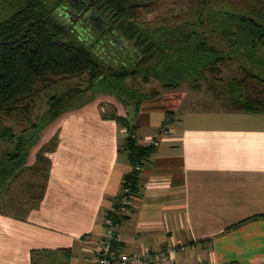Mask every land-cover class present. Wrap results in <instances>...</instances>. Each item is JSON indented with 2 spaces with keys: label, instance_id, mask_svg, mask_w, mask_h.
Segmentation results:
<instances>
[{
  "label": "crops",
  "instance_id": "obj_1",
  "mask_svg": "<svg viewBox=\"0 0 264 264\" xmlns=\"http://www.w3.org/2000/svg\"><path fill=\"white\" fill-rule=\"evenodd\" d=\"M185 96L161 90L140 102L137 139L157 144L141 168L140 194L116 226L121 246L140 252L180 243L177 264H264V120L176 122L182 111L194 113ZM124 132L97 109L65 113L57 146L45 153L41 198L22 214L0 212V264H29L32 249L67 247L69 264L89 263L131 169L118 152Z\"/></svg>",
  "mask_w": 264,
  "mask_h": 264
},
{
  "label": "trees",
  "instance_id": "obj_2",
  "mask_svg": "<svg viewBox=\"0 0 264 264\" xmlns=\"http://www.w3.org/2000/svg\"><path fill=\"white\" fill-rule=\"evenodd\" d=\"M62 1L0 0V6L8 9L0 18V118L11 114L29 118L36 100L46 97L44 111L30 123L31 129L39 124L47 128L46 135L55 128L50 140H42L33 153V170L46 179L50 159L45 153L57 146L60 120L72 110L70 105L77 98L95 84H102L118 92L122 106L132 101L131 112L113 107L102 114L125 130L118 152L125 155L131 167L111 198L112 208L104 214V226L108 225L105 220L117 226L128 216L121 210L130 207L131 211V206L122 205L121 200L125 197L132 204L139 196L141 168L156 150V145L138 141L134 118L140 102L160 91L138 94L128 81L141 77L148 82L153 76L163 90H169L178 88L185 79L204 80L225 109L264 113V0H235L232 7L222 5L224 0H188L196 5L192 20L176 19L174 26L153 27L140 23L141 12L163 0H82L84 9L106 21L107 32L133 44L137 57L129 65L118 67L103 65L91 47L74 36L72 28L57 13ZM66 1L72 4L71 0ZM74 6L78 9V5ZM211 33L227 46L219 48L212 44ZM232 61L238 63L242 75L220 77L221 66ZM79 78L85 84L78 82L61 88ZM171 113L166 111L163 129L169 124ZM3 134L12 136L9 132ZM22 135L17 136L14 150L24 143ZM18 154L14 151L7 159ZM7 171L0 162V185L10 177ZM44 188L43 183L38 200ZM71 254L70 247L32 249L29 264H69Z\"/></svg>",
  "mask_w": 264,
  "mask_h": 264
},
{
  "label": "rangeland",
  "instance_id": "obj_3",
  "mask_svg": "<svg viewBox=\"0 0 264 264\" xmlns=\"http://www.w3.org/2000/svg\"><path fill=\"white\" fill-rule=\"evenodd\" d=\"M234 2L235 0H224L221 4L232 7V3L233 6L235 4ZM72 4H68L66 0L62 1L57 13H60L62 21L72 28L71 31L74 36L91 47V51L103 65H111L112 67H118L121 64L129 65V61L137 57L136 50L131 42L124 39L119 40L117 36L106 31L107 25L103 18L88 12L87 9H77ZM195 9L196 5L188 0H163L158 5L153 4L142 10L140 23L149 27L160 24L174 26L176 19L192 20V13ZM7 10L0 6V18L4 16ZM209 40L219 48L227 46L214 33L210 34ZM221 69L219 76L224 79L238 78L242 75L236 61L226 63L221 66ZM78 82L85 84L83 78H79L70 80L61 88ZM128 84L138 94L148 93L153 89L163 90L161 82L153 76L149 78L148 82H144L141 77H138L134 81L129 80ZM260 88L262 87L260 86ZM176 89L186 93L184 107L188 106L194 112L189 114L186 110L182 111V114L178 116L179 119L175 120L176 122L195 123L215 120L222 123H244L250 119L264 120V113L248 116L244 112L227 111L222 102L215 98L212 90L208 87V83L204 80L195 82L191 79H185ZM117 93L116 90L108 89L102 84H95L77 98L70 105V109L88 111L97 109L100 114H105L115 107L117 110L123 109L131 112L132 101H128L126 106H122L123 102ZM45 98V96H42L36 100L29 118L22 114L3 115L0 118V162L4 163L8 169L7 175L10 174V177L0 185V212L22 214L26 206L35 203L41 191L44 176L41 172L33 170L35 164L33 153L39 143L42 144L43 141L48 142L50 140L55 128L53 127L46 135L47 128L39 124L31 129L30 123L36 121V118L44 111L46 107ZM140 131L143 132L142 128L137 127L136 135L140 134ZM3 132H9L12 136L8 137ZM19 134H23L24 143L21 148L14 150ZM14 151L20 152V154L14 156L12 160H8L9 154Z\"/></svg>",
  "mask_w": 264,
  "mask_h": 264
},
{
  "label": "built area",
  "instance_id": "obj_4",
  "mask_svg": "<svg viewBox=\"0 0 264 264\" xmlns=\"http://www.w3.org/2000/svg\"><path fill=\"white\" fill-rule=\"evenodd\" d=\"M162 133H167V129L164 128ZM149 143L156 145L157 140L152 139ZM121 204L131 206V201L124 197ZM121 212L129 214L130 207H124ZM105 222L108 225L104 226L101 237L94 246V256L88 264H177L175 254L184 249V245L179 243L162 249L145 248L140 252H126L121 246L120 236L116 233V225L109 220Z\"/></svg>",
  "mask_w": 264,
  "mask_h": 264
},
{
  "label": "water",
  "instance_id": "obj_5",
  "mask_svg": "<svg viewBox=\"0 0 264 264\" xmlns=\"http://www.w3.org/2000/svg\"><path fill=\"white\" fill-rule=\"evenodd\" d=\"M73 5H78V9L84 8L85 4L82 0H71Z\"/></svg>",
  "mask_w": 264,
  "mask_h": 264
},
{
  "label": "flooded vegetation",
  "instance_id": "obj_6",
  "mask_svg": "<svg viewBox=\"0 0 264 264\" xmlns=\"http://www.w3.org/2000/svg\"><path fill=\"white\" fill-rule=\"evenodd\" d=\"M71 3H73L72 1H71ZM73 5V4H72ZM80 10H84V8H81Z\"/></svg>",
  "mask_w": 264,
  "mask_h": 264
}]
</instances>
